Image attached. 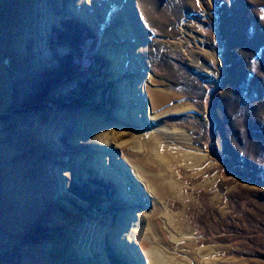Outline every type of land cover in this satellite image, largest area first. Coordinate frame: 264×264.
Returning <instances> with one entry per match:
<instances>
[{
    "label": "rangeland",
    "instance_id": "1",
    "mask_svg": "<svg viewBox=\"0 0 264 264\" xmlns=\"http://www.w3.org/2000/svg\"><path fill=\"white\" fill-rule=\"evenodd\" d=\"M124 1L145 32V63L110 0H0V264H149L154 239L132 233L130 208L157 213L165 249L172 218L216 264H264V0ZM126 47L176 99L150 120L142 87L145 123L185 132L202 157L168 169L166 195L137 185L140 206L126 196L131 174L102 165L130 153L139 130L126 113L138 74L117 65ZM92 116L105 126L89 141L75 130Z\"/></svg>",
    "mask_w": 264,
    "mask_h": 264
},
{
    "label": "bare ground",
    "instance_id": "2",
    "mask_svg": "<svg viewBox=\"0 0 264 264\" xmlns=\"http://www.w3.org/2000/svg\"><path fill=\"white\" fill-rule=\"evenodd\" d=\"M110 1L117 8L123 10L124 15L126 17L125 19L128 22L126 23L129 24L130 26L129 25L128 26L131 28L130 33L132 32L131 33L132 35L124 33V29H121L118 32L119 36L121 37L125 36L127 39H132L135 38L136 36L137 44L135 46L136 48L134 47L135 56L139 60L143 61V63H145L144 56L146 55L145 51L147 47L144 42L145 32L141 27L142 24L140 25V22L137 19L135 12L133 10L132 11L130 10L129 3H126L124 0H110ZM106 10L107 9L105 7H102V12L104 15L107 13ZM123 52H124V56L122 55ZM121 53H122L120 55L121 59L118 58L119 59L118 61L120 62H118L117 65L118 66L120 65L122 67L128 66L131 68V71L138 74L137 77L130 79L126 83V86L128 87L127 94L129 95L130 99L132 98L131 102L136 104L135 109H129L127 110L126 113L129 114V117H133L132 121L137 127H139V130H134L132 140L129 143H127V145H129L128 152L130 153H125L124 150L123 152L126 155L120 156L115 154L114 152H111L112 153L111 155L106 156L105 160L107 162L102 163V165L112 169V171L114 170L116 174H118L120 177L127 176L129 175V173L131 174V176L135 179L136 183L133 185L128 184L126 186V191H127L126 196L131 197L132 202L134 201L136 205L140 206L144 204L143 202L144 195L139 190V187L137 188V185H140L141 188L146 193H148L147 195L150 198L153 197L154 199H156L155 195L160 196V195H164L167 192L164 179L165 177H167V175L170 172V171L168 172V169L171 166H174L175 162H178L179 164L182 165H187L189 167H196L197 164H199V162L201 161L202 157L199 156L200 155L198 154L199 150L195 146H193L190 136L185 132L181 130H166L160 128L159 125H152V124L150 125L145 123L144 105L142 99L138 97L139 95L138 91H140L142 87L144 88L145 95L148 98L150 109L154 108L153 109L154 111L151 110L150 120H155L152 118L159 117V114H161L162 112L161 110L164 109L165 105L169 104L171 101H175L176 99H173L172 98L173 96L171 94H167V91L164 92L160 84L153 83L158 81L154 79L155 77L151 74V72H149V70L145 65L143 68V66H138L137 63H134L131 60L129 56L130 55L129 47L122 49ZM132 54L134 53L132 52ZM120 66L118 68H121ZM145 71L147 72V75L143 76ZM120 84L123 85L124 83H120ZM133 98L135 101L133 100ZM173 106H175V104H173ZM174 108H178V107H174ZM186 109L188 110L189 108H184V110ZM157 111H159L160 113L158 114ZM104 122L105 121L101 120L100 118L92 116L91 119L89 120V123L92 126L87 131L76 129L75 132L77 133L80 132L82 133V136H84L85 139L89 141H93L94 136L99 134L98 132L100 131L101 127L103 128L105 126ZM107 143H109V141H107ZM124 145L125 143L121 145V149L126 147V145L125 146ZM127 214H131V215L135 214V218L136 217L138 218L137 220L134 221V225H133L134 228L132 229V233L133 231L134 232L138 231L142 233L141 235L142 242H140L141 244L147 241V239L149 238L147 237L148 234H151L152 236L150 237V239H154V241L156 240L155 243L154 241H152V243L155 244V246H151V248L147 250V253H145L146 258H148L149 264H216L217 263L215 253L210 249H196L199 243L194 239H191L192 238V236L190 235L191 233L187 235H185V233L183 234L181 232L182 231L181 225L173 221L172 218H169V222L168 225H166V229L169 230L168 232L169 239L173 244L167 245L168 249H165L164 247H161L159 245V239H158L159 236L157 235L156 226L152 222L155 221L154 219L157 216L156 212L152 213L150 216H144V215L142 216L141 209L132 210L130 208L128 209ZM88 222L90 224L94 221L92 219H89ZM171 232L173 233V235L170 234ZM128 234L125 235V237L127 236L126 244L130 243L132 245V247L130 246V249H134L133 247H136L135 244L137 243L136 242L137 240ZM94 241L95 244L90 245V248L92 250L96 249L98 244L97 239ZM83 242L85 241H82L80 243L81 248H83L82 247L83 245L85 246V244L86 245L89 244L87 240L85 243ZM132 252L134 253V251ZM154 254L157 257L156 256L152 257ZM160 254H161V259L159 257ZM138 264L140 263L138 262Z\"/></svg>",
    "mask_w": 264,
    "mask_h": 264
}]
</instances>
